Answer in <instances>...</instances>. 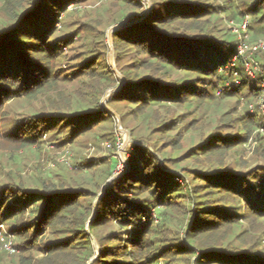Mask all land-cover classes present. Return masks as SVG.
<instances>
[{
    "label": "trees",
    "instance_id": "obj_1",
    "mask_svg": "<svg viewBox=\"0 0 264 264\" xmlns=\"http://www.w3.org/2000/svg\"><path fill=\"white\" fill-rule=\"evenodd\" d=\"M82 1L86 0H5L10 21L0 30V107L12 98L42 104L15 123L25 146L36 145L43 134L54 132L75 141L113 120L99 96L107 84L115 85L117 76L108 65L101 66L102 60L86 58L71 72L81 80L97 79L96 72H104V79L92 86L95 93L88 105L76 107L71 100L60 104L71 80L58 64L78 31L60 33L57 24L71 4ZM152 1L142 20L114 32L115 51L132 58L118 66L125 82L113 92L111 103L133 137L154 142L153 136L159 135L157 153L135 146L130 170L112 180L100 197L90 232L86 223L94 210L93 193L84 183L0 185V223L9 226L6 236L19 238L21 264H35L27 252L38 247L46 250L41 264H87L93 254L90 234L100 244L93 264H264V251L232 245L240 232L230 238L243 221L264 219V164L247 171L219 167L228 152L247 142L263 123L246 110L234 118L240 119L237 135H203L178 157L165 153L163 163L159 157L165 151L182 150L184 131L195 128L197 118L186 122L184 114H173L174 106L212 102L218 89L225 98L248 89L242 94L254 98L260 94L261 77L251 78L240 60L231 65L238 55V41L228 32L216 35L219 5L203 0ZM143 2L122 0L112 21L140 12ZM263 5L264 0H244L247 10L259 18H264ZM84 31L94 32L95 27L87 23ZM235 72L241 84L232 81L227 90L226 82ZM161 108L163 116L158 115ZM128 116L149 117L153 124L147 135L130 127ZM255 136L262 139L259 131ZM189 161L203 167L184 165ZM98 170L96 185L112 174L110 163ZM110 225L117 228L105 233L102 229ZM176 226L183 227V237Z\"/></svg>",
    "mask_w": 264,
    "mask_h": 264
},
{
    "label": "rangeland",
    "instance_id": "obj_2",
    "mask_svg": "<svg viewBox=\"0 0 264 264\" xmlns=\"http://www.w3.org/2000/svg\"><path fill=\"white\" fill-rule=\"evenodd\" d=\"M143 1L140 12L127 16L123 20H118L116 23L112 19L119 15L122 8V0H86L74 5L71 4L61 14L60 17L63 22L57 24L59 28L58 32L62 33L63 31L75 30L78 32L73 38L72 45L68 46V48L64 47L65 56L58 64L59 67H62V71L68 74V79L71 82L67 86L64 85L65 93L67 94L64 97L65 100L62 101L60 98L56 99V101L61 100L60 104L66 105V102L71 100L72 105L76 106L79 104L78 107L88 105L92 94L95 93L92 86L97 81H100L99 79H102V73L104 72L100 73L97 71V79H87L85 77L82 78L84 80L77 79L75 75H71V72L75 69L74 66L80 61H85L86 58H94V61L102 60L103 64L101 66L108 65L111 69L113 68L111 62L112 56L117 69L118 66L121 67L129 63L132 58L130 53L128 55L119 54L115 51L114 44L112 50L109 30L121 21L144 15L148 9V2L146 0ZM203 2L219 5L218 14L215 16V18L218 17V20L215 23L217 25L216 29L220 30V33L216 35L220 36L228 32L233 35V38L238 41V44L242 39L248 43H255L264 39V18H259V15L254 16L252 12H249L247 6H244V0H203ZM5 3V0H0V30L4 24L10 21ZM233 11L241 15L234 16ZM247 17L249 19L248 27L241 29L240 25L247 20ZM87 23L94 25V32L88 33L84 31ZM112 36L114 40V32ZM254 56L264 62V53L256 52ZM262 73L264 75V67H262ZM115 75L117 76L115 85L110 86L107 84L99 96V103L104 110L110 111L107 107L103 106L104 101L109 107L114 109L111 103L112 95L107 100L105 99L112 89L117 88L118 90L123 85L121 77L116 73ZM258 76L259 74L256 76L257 79ZM82 81L86 82L82 83ZM232 81L235 82L234 85L236 86L241 84L240 80L231 77L229 82H226V85H228L226 87L227 90L232 87ZM262 82V80H259L260 87L263 86ZM235 90L238 91L239 89ZM247 90L244 89L239 90L237 93H230L229 97L225 98L221 95L223 92L218 89V97L215 100L211 99L212 102L204 101L202 104L198 103L196 107L194 103L187 108L185 106L179 108L174 106V110H172L173 114H184L186 122L192 118H197V120L194 122V130L188 131L186 129L184 131L182 150L173 152L165 151L159 154L161 163H163L162 157L165 153L168 156L178 157L186 149L196 146L200 137L203 135L205 137L211 134H215L216 136L226 134L237 135L241 128L239 123L240 119L234 118L239 117L241 113L245 114L246 110H249V104L259 98V96L249 98L246 96L247 94H242L247 93ZM52 96L55 97V94ZM41 107L42 104L40 101H28L24 98L9 99L0 107V185L24 184L29 187H37L41 186L42 183H50L52 181L64 183L67 186L77 181L84 183V187L93 193L90 201L94 210L92 216L89 217L86 223L87 232H90V221L94 218V212L97 209L99 199L107 188L105 186L107 181L113 175H118L119 177L130 170L126 162L127 160L129 161L131 152L136 149V145H143L153 153H157L155 143L159 135L156 134L153 136L154 142L139 140L133 137L132 134L131 139H129L128 133L119 129V120L123 128L129 131L130 129L122 124L121 117H117L110 111L113 114V120L107 122V126H103V124L97 127L93 133L87 134L75 141L70 142V140H67L65 134L59 135V133L54 132L51 135L43 134L39 143L36 145L25 146L21 140L23 134H20V137L17 136L18 131L15 130V123L17 120L29 116L33 111L39 110ZM164 112L161 108L158 115L163 116ZM126 119L130 127H136L141 134L145 135H147L148 129L153 124V121L149 117L145 119L143 116L140 118L128 116ZM257 131L262 136L260 140H257L255 136ZM113 135L116 137V140H113ZM60 143L64 144L60 145ZM160 144L161 142H159L158 146ZM109 163L111 164L112 174L105 182L96 185L97 182L95 184L94 180L98 178V169L105 168ZM184 163H186L184 165L191 167H203V165L195 163L194 161ZM207 164L208 161L204 163L206 166ZM261 164H264V133L258 129L254 131L247 142L229 151L226 159L223 160V164L219 165V167L229 168L232 171H247L259 167ZM95 165L98 167L96 170L93 169ZM180 199L178 197L176 200L181 201ZM4 224L7 229L9 227L8 224ZM116 228V226L110 225L104 227L102 230L107 233V231ZM175 228L178 229L176 231L179 232V237H183V227L179 228V226H176ZM235 231L230 235L231 238L235 233L240 232V236L232 241V245L235 248L243 249L248 246H253L259 251H264V219L254 218L245 220ZM90 236L93 245V254L88 263L94 256H99L100 254V244L97 238L93 234H90ZM94 238L97 242L96 246L94 244ZM10 240L16 248L15 252H9L4 247ZM18 243L19 238L14 235L9 234L7 238H0V264H21L19 260L20 253L16 247ZM27 254H32L31 259L35 264H41V259L45 256L46 250L38 247L36 250L27 252Z\"/></svg>",
    "mask_w": 264,
    "mask_h": 264
},
{
    "label": "built area",
    "instance_id": "obj_3",
    "mask_svg": "<svg viewBox=\"0 0 264 264\" xmlns=\"http://www.w3.org/2000/svg\"><path fill=\"white\" fill-rule=\"evenodd\" d=\"M248 24L249 19L247 17V20L242 25H240V28L246 29L248 27ZM256 52L264 53V39L255 43H248L243 39L240 40V43L238 44V55L233 58L231 65L234 66L236 64V61L240 60L244 65L246 73L250 77L256 79V76L259 74L258 78L261 77V80L263 81V86L261 87L259 98L255 102L249 104V111L263 123L262 127H260L259 129L262 133H264V75L262 73V67H264V62L258 60L254 56V53ZM234 78H237L238 80L240 78V75L235 72ZM5 232H7L5 224L0 223V238H7ZM4 247L9 252L16 251V248L12 245L11 240L10 242L6 243Z\"/></svg>",
    "mask_w": 264,
    "mask_h": 264
},
{
    "label": "water",
    "instance_id": "obj_4",
    "mask_svg": "<svg viewBox=\"0 0 264 264\" xmlns=\"http://www.w3.org/2000/svg\"><path fill=\"white\" fill-rule=\"evenodd\" d=\"M147 2H148V9H147V11H146V13L144 14V15H142V16H140V17H137V18H131V19H129V20H125V21H121V22H119V23H117L115 26H113L110 30H109V39H110V46H111V48H112V50H113V42H114V40H113V32H115V31H117V30H120V29H123L124 27H127V26H130V25H132V24H134V23H136V22H138V21H140V20H142L148 13H149V11L152 9V7H153V4H152V0H146ZM111 62H112V70L117 74V75H119V77H121V79L123 80V84H124V82H125V77H124V75L116 68V66H115V64H114V60H113V56H112V60H111ZM120 88V87H119ZM115 90H117V88H115V89H112L111 90V92L109 93V95L106 97V99L105 100H107L111 95H112V93L115 91ZM103 106L104 107H107L112 113H114L117 117H119L120 118V115L114 110V109H112L111 107H109L108 105H107V103L104 101V103H103ZM119 129L120 130H123V131H126L127 133H128V135H129V139H131V132L128 130V129H125V128H123L122 126H121V121L119 120ZM127 165H129V161L127 160ZM118 177V175H113L108 181H107V183L105 184V186H107L110 182H112V180H114L115 178H117ZM94 244H95V246H96V244H97V242H96V239L94 238ZM98 256H94L91 260H90V262L88 263V264H92L93 263V261L97 258Z\"/></svg>",
    "mask_w": 264,
    "mask_h": 264
}]
</instances>
